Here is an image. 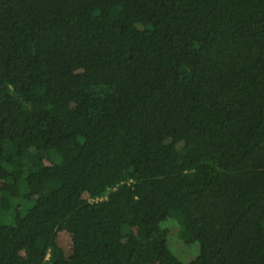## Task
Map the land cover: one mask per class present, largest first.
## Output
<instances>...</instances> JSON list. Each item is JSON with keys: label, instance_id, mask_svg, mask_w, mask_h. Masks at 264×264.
<instances>
[{"label": "trees", "instance_id": "1", "mask_svg": "<svg viewBox=\"0 0 264 264\" xmlns=\"http://www.w3.org/2000/svg\"><path fill=\"white\" fill-rule=\"evenodd\" d=\"M0 264H264V0H0Z\"/></svg>", "mask_w": 264, "mask_h": 264}, {"label": "rangeland", "instance_id": "2", "mask_svg": "<svg viewBox=\"0 0 264 264\" xmlns=\"http://www.w3.org/2000/svg\"><path fill=\"white\" fill-rule=\"evenodd\" d=\"M161 226L168 232V245L171 251L181 260L189 261L194 259L199 252L198 243L190 245H184L176 235V224L175 226L171 223V220L167 219L162 222ZM58 234H61L60 232Z\"/></svg>", "mask_w": 264, "mask_h": 264}]
</instances>
